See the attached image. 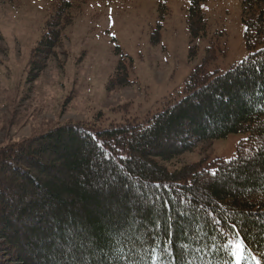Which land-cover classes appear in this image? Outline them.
Listing matches in <instances>:
<instances>
[{
  "label": "trees",
  "instance_id": "1",
  "mask_svg": "<svg viewBox=\"0 0 264 264\" xmlns=\"http://www.w3.org/2000/svg\"><path fill=\"white\" fill-rule=\"evenodd\" d=\"M205 1H190L193 42L206 36ZM49 2L35 74L87 0ZM241 2L250 54L210 70L211 43L183 95L145 122L103 128L100 113L0 146V264H264V0ZM125 57L110 91L133 83ZM234 133L245 137L228 160L164 164ZM70 237L84 241L74 260L64 254Z\"/></svg>",
  "mask_w": 264,
  "mask_h": 264
},
{
  "label": "rangeland",
  "instance_id": "2",
  "mask_svg": "<svg viewBox=\"0 0 264 264\" xmlns=\"http://www.w3.org/2000/svg\"><path fill=\"white\" fill-rule=\"evenodd\" d=\"M190 1L87 0L66 29L67 38L57 56L35 74L34 60L43 55L34 56L33 50L43 33L50 2L0 0V146L62 124L96 120L100 113L97 120L103 128L145 122L168 100L183 95L188 77L211 43L218 55L210 62V70L225 72L250 54L244 44L241 0L203 2L206 36L194 42L187 25ZM192 45L198 46L193 58ZM123 54L133 83L110 91L107 83ZM244 137L230 134L164 164L174 170L202 160H228Z\"/></svg>",
  "mask_w": 264,
  "mask_h": 264
},
{
  "label": "snow or ice",
  "instance_id": "3",
  "mask_svg": "<svg viewBox=\"0 0 264 264\" xmlns=\"http://www.w3.org/2000/svg\"><path fill=\"white\" fill-rule=\"evenodd\" d=\"M83 244H84V241L81 238L70 237L67 241L66 246H64L65 257H71L74 260L75 259L74 249H76L78 245L82 247ZM229 247H231V245H229ZM233 255H237V258L239 259L238 252L233 253Z\"/></svg>",
  "mask_w": 264,
  "mask_h": 264
}]
</instances>
